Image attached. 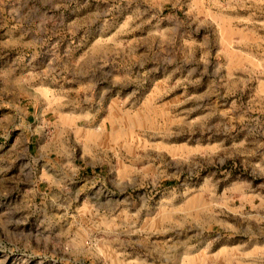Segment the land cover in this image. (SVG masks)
I'll return each instance as SVG.
<instances>
[{
  "label": "rangeland",
  "instance_id": "obj_1",
  "mask_svg": "<svg viewBox=\"0 0 264 264\" xmlns=\"http://www.w3.org/2000/svg\"><path fill=\"white\" fill-rule=\"evenodd\" d=\"M0 264H264V0H0Z\"/></svg>",
  "mask_w": 264,
  "mask_h": 264
}]
</instances>
